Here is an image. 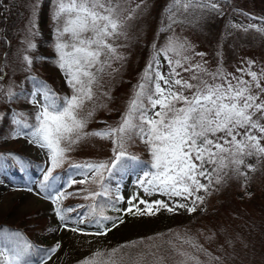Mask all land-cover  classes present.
Wrapping results in <instances>:
<instances>
[{
	"label": "rangeland",
	"instance_id": "1",
	"mask_svg": "<svg viewBox=\"0 0 264 264\" xmlns=\"http://www.w3.org/2000/svg\"><path fill=\"white\" fill-rule=\"evenodd\" d=\"M11 1L18 4L20 15L11 43L4 41L0 30V124L7 116L13 121L27 117L26 121L33 120L36 123V113L44 100L40 95L34 96V92L30 97L20 95L21 86L33 78H47L59 90L61 98L73 95L65 74L58 67L59 57L55 49L58 35L55 19L57 0ZM118 2L121 6L123 34L114 40L117 42L115 54L108 62L110 66L104 67L96 86V99L91 105L93 115L88 118L83 129L85 133L92 120L94 132L117 125L149 64L155 74L161 73L166 78H182L192 83L196 82L190 80L193 73L184 69L198 64L203 71L197 74L209 83L227 80L235 85L237 79H243L249 82L254 95L259 94L257 103L264 100V93L255 87V82L248 75L249 71L257 73L258 81L264 87V51L245 46L237 51L230 65L223 57V41L225 36L228 38L230 35V32L227 34L228 30L239 25H253L257 26L260 34H264V25L259 26L260 22H264V0H212L223 8L224 13L220 16L222 21L214 19L212 22L215 28L210 26L211 29H207L209 37L205 41L190 30L179 28H174L169 36L162 38L175 22V16L169 11L175 0ZM232 11L239 14L232 15ZM243 14L257 23H247ZM178 45H183V49L174 50ZM25 56L29 57L31 64L24 60ZM177 60L182 67L176 66ZM175 73H179V76H175ZM213 76L216 78L213 79ZM117 88L121 89L117 91ZM184 94L190 93L184 90ZM17 96L24 98L19 100ZM260 116L257 113L253 118ZM260 122L264 124V119ZM254 134L262 135L259 132ZM30 140V135L24 136L18 131H0V152L28 156L42 163L46 172L50 166L48 152ZM97 141L84 136L66 153L64 163L76 160L74 155L79 152L82 155L76 164L105 162L110 167L115 160L112 141L106 139L103 148L97 147ZM261 145L264 146V139H261ZM125 150L127 156L122 158L121 164L125 158L131 157V153L147 157L152 163L148 146L139 140L129 142ZM245 164L243 175L237 174V181H234L233 176L232 181H228L224 175L219 184L215 180L209 184L208 180L197 177L207 186V190L194 192V196L203 197V202L197 200L193 203L194 196L184 199L165 198L158 192L146 194L138 186V177L130 174L111 181L113 193L122 200L120 219L123 222L117 220V226L106 228L110 230L105 235H97L98 231L61 221L56 215L57 205L45 198L37 186L26 189L0 184V227L26 233L35 248H57L50 258L42 257L43 264H83L90 258L99 259L95 256L97 252L107 254L113 249L119 250L116 258L121 264H264V169L260 170L262 165H255L253 157ZM207 167L211 169L213 166ZM118 170L119 166L111 174L105 170L102 183L99 177L95 182L71 183L64 189L65 196L60 200L59 207L64 209L76 205V209L82 210L90 206L86 204L99 201L103 197H97L96 200L84 197L91 192L101 191L104 186L108 188L106 184L110 176ZM71 178L79 181L84 179V174ZM107 195H110L109 191ZM140 200L149 203L162 201L172 211L167 208L155 211L157 206L154 205V214H139L137 209H145V204L139 203ZM129 201L136 207L125 211L130 208ZM189 208L194 210L190 212ZM73 228L79 231L74 232L71 230ZM13 246L12 243L5 244L0 246V251L10 255ZM42 259L28 264H41ZM104 259H107L106 255Z\"/></svg>",
	"mask_w": 264,
	"mask_h": 264
},
{
	"label": "snow or ice",
	"instance_id": "2",
	"mask_svg": "<svg viewBox=\"0 0 264 264\" xmlns=\"http://www.w3.org/2000/svg\"><path fill=\"white\" fill-rule=\"evenodd\" d=\"M175 4L187 10L192 6L193 0H175ZM205 6L213 9L217 7L212 0H208ZM120 11L118 0H57L55 19L58 35L55 49L59 57L58 67L65 74L73 95L61 99L47 85L39 84L42 91L34 92L33 95L42 96L45 102L36 113V123L24 124L23 127L31 128L28 133L31 136L30 142L48 152L50 166L39 187L46 194L45 198L57 205L56 215L61 221L66 219L64 213L72 209L59 207L65 193L54 191L60 177L54 176L53 172L62 166L67 159L66 153L84 136L110 139L115 160L110 167L105 162L71 165L70 167L84 174V179L72 180L68 186L71 183L84 184L89 180L95 182L97 177L102 183L105 170L111 174L118 166L122 167V158L127 156V144L139 140L148 146L152 156L151 168L154 169L144 172L139 181L145 193L158 192L184 199L193 197L194 192L207 190V186L197 177L208 180L209 184L213 180L219 184L222 176L229 172L243 175L241 166L245 157L264 154V146L261 145L264 135L254 134H264V124L260 122L264 119V100L257 103L259 94L254 95L249 82L243 79H237L235 85L227 80L223 83H209L197 74L198 71H203L198 64L184 69L193 73L190 80L196 81L195 83L172 76L166 78L161 73L150 77L148 72L152 65L149 64L117 125L85 133L83 129L88 118L93 115L91 105L96 99L99 73L103 72L105 66H110L108 62L115 54L112 41L123 34ZM179 49H183V45H178L174 50ZM24 60L31 64L28 56ZM176 66L182 67L179 60L176 61ZM248 75L255 82V87L264 93L257 73L249 71ZM175 76H179V73H175ZM184 90L190 94L185 95ZM257 113L261 116L254 119ZM218 133L223 135L218 136ZM207 165L213 167L209 169ZM248 167L251 170V166ZM107 191L104 186L101 191L91 192L84 198L96 200L97 197H105ZM197 200L203 202V197L195 195L193 203ZM139 203L145 204L144 210L137 209L139 214H154V205L157 206L155 211L160 208L172 211L162 201L149 203L140 200ZM129 204L130 208L125 211L136 207L131 201ZM188 210L191 212L194 209ZM92 212L99 216L97 224L112 219L103 215L102 203L94 205ZM117 219L123 222L122 219ZM115 226L114 222L112 227ZM71 230L79 231L75 228ZM108 230L110 229L96 234L105 235ZM20 235L10 233L7 239L16 241ZM29 247L31 246L26 244L22 247L14 244L10 249L11 255L0 251V264H21L24 250ZM56 250L57 248L49 250L46 257L50 258ZM118 251L113 249L107 254L97 252L95 256L99 259L90 258L83 264H121L116 258ZM105 255L107 259H104Z\"/></svg>",
	"mask_w": 264,
	"mask_h": 264
},
{
	"label": "trees",
	"instance_id": "3",
	"mask_svg": "<svg viewBox=\"0 0 264 264\" xmlns=\"http://www.w3.org/2000/svg\"><path fill=\"white\" fill-rule=\"evenodd\" d=\"M207 3L208 2L206 1L204 2V1L194 0L192 6L187 10H185L184 8L177 6L173 2L171 4V7L169 8V11L173 16H175V22L173 23L172 28H170V30H168L166 33L162 35V38L163 36H169V34L172 32L174 28H179L180 30L183 31L190 30L191 32H193L195 36L199 38L201 37L202 40L205 41V39L209 37V33L207 29H211L210 26L214 27L212 25L214 19L215 20L220 19L222 21L220 16L222 15V13H224V10L223 8H221V6H217L215 9H213L210 6H205ZM19 10H20L19 6L15 1L0 0V30H1V34L3 35L2 38L6 43H11V41L14 39L15 36L14 32L19 24L18 23V19H19L18 17L20 15ZM234 14H239V13L232 11V15ZM243 17L247 21V23H249V21L254 23L256 22L250 16L248 17L246 14H243ZM263 25L264 22L259 23V26H263ZM229 32L231 37H229L230 35H228V38L225 36V39L223 41V44L225 46L223 57H225L226 59L225 62L227 64L230 65V63H232L233 60L236 58L235 56L237 51L244 48L245 46L257 47L261 51H264V34H260L257 31V26L239 25L235 28H232L231 30H228L227 34H229ZM241 37H244V39L241 40ZM112 43L114 44V47L117 45V42L115 43L114 41H112ZM154 75L155 72L153 70H150V77ZM101 76L102 74L99 73V82L101 80ZM49 81L50 80L47 78L45 79L39 77L33 78L30 80L29 83H26L24 84V86H21L22 89L20 90L19 93L24 97H30V95H32L33 92L42 91L39 87V84H44L47 85V87L51 89L52 92L57 97L61 98L59 94V90L56 87H54V85ZM120 89L121 88H117V91H119ZM69 91L70 93L73 92L70 86H69ZM24 97H18V99L23 100ZM26 118L27 117L20 119L19 121L16 120L13 121L9 116H7L3 118V120L1 121L2 123L0 124V131L3 132L18 131L24 134V136H26L28 135V133L31 132V128H24L23 125L35 124L33 120L26 121ZM92 121L88 125L89 130H87L86 133L94 132V128H92ZM88 137L90 138L92 137L93 139L98 140L97 141L98 148H103V146H105L106 144L105 142L106 139L101 140L95 138V136H90V135ZM81 155L82 154L78 152L76 155H74L75 159L78 161L79 158H81L80 157ZM130 156L134 157L135 159L125 158V161L121 164L122 167L119 166V170L115 174L113 173L110 176L108 184H106L108 186L107 190L109 191L110 195H106L105 197L101 198L99 201L97 202L94 201V203L92 204H86L90 206L82 210L76 209L75 208L76 205H74L73 207H65L64 209H72V211L64 213L66 217L64 222H68L73 226L80 225L94 232L103 231L106 228H110L114 222L116 223L118 220L117 218L122 217L121 213L123 211V208L121 206L118 195L113 193V184L111 181L115 179H119V177L124 178L128 174H131L135 178L138 177L139 179L138 181H140L143 178L144 172L153 171V169L151 168L152 163L149 161L147 157L138 156V155L134 156V154L132 153ZM0 157H3V159H0V184H5V185L8 184L10 186H14V187L18 186L26 189L37 186L38 191L40 190L39 185L43 180V175H44L43 172H45L44 165L42 163L35 162L30 157L28 156L26 157L25 155L20 153L0 152ZM13 157H15V159H13ZM250 157H253V159H255L256 166L262 165V168L260 170L264 169V154L252 155L244 158V164L241 166L242 172L246 165L245 163L247 162V160H249ZM76 160H71V162L69 163H63L61 167H58L54 170L53 175L60 177V179L56 182L54 191H59L63 193L64 189L68 186L69 182L72 180L71 177L79 176L83 174L79 170L70 167L71 165L76 164ZM94 160L95 162H97V157H95ZM225 171L228 170L226 169ZM237 174L238 173L236 172H229L228 175H225V178L228 181H232L231 176H233L234 181H237L236 178L237 177L239 178ZM138 186L142 189V191H144V188L141 187L139 182H138ZM42 193L46 196L44 192ZM164 197L168 198L169 196L164 195ZM97 203L104 204L103 215L111 217L112 218L111 220L101 221V224L96 223V220L99 219V216L93 214L92 209L93 206L96 205ZM118 209L120 211H118ZM10 233H20L22 237L18 238V240L16 241H11L7 239V236ZM9 243L18 244L21 247H22L21 243H25L26 245L30 244L31 247L26 248L24 250L23 256L21 258V262H23V264L31 263L36 259H42V257L46 256V253H48L50 250V248H42V249L35 248L32 240H30V237L27 236L26 233H23L20 230L18 231L9 227L8 228L0 227V246ZM10 255H11V251H10Z\"/></svg>",
	"mask_w": 264,
	"mask_h": 264
},
{
	"label": "water",
	"instance_id": "4",
	"mask_svg": "<svg viewBox=\"0 0 264 264\" xmlns=\"http://www.w3.org/2000/svg\"><path fill=\"white\" fill-rule=\"evenodd\" d=\"M3 63V62H2Z\"/></svg>",
	"mask_w": 264,
	"mask_h": 264
}]
</instances>
